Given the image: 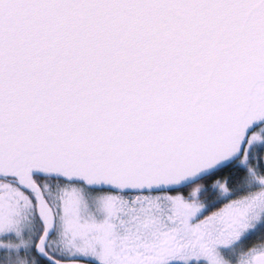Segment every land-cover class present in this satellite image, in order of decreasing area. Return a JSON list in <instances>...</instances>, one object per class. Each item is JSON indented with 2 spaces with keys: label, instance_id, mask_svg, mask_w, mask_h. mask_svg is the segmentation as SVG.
<instances>
[{
  "label": "snow or ice",
  "instance_id": "obj_1",
  "mask_svg": "<svg viewBox=\"0 0 264 264\" xmlns=\"http://www.w3.org/2000/svg\"><path fill=\"white\" fill-rule=\"evenodd\" d=\"M0 264H264V0H0Z\"/></svg>",
  "mask_w": 264,
  "mask_h": 264
},
{
  "label": "flooded vegetation",
  "instance_id": "obj_2",
  "mask_svg": "<svg viewBox=\"0 0 264 264\" xmlns=\"http://www.w3.org/2000/svg\"><path fill=\"white\" fill-rule=\"evenodd\" d=\"M254 238H255V234L254 233L247 234L241 239L239 244L247 246V245L250 244V242H252L254 240ZM238 246L239 245H237V247ZM221 251L224 253L225 256H228L231 250L222 249Z\"/></svg>",
  "mask_w": 264,
  "mask_h": 264
}]
</instances>
